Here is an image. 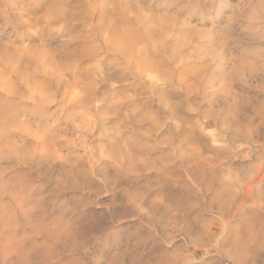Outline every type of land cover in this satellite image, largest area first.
Masks as SVG:
<instances>
[{
  "label": "clouds",
  "instance_id": "9594fccd",
  "mask_svg": "<svg viewBox=\"0 0 264 264\" xmlns=\"http://www.w3.org/2000/svg\"><path fill=\"white\" fill-rule=\"evenodd\" d=\"M0 264H264V0H0Z\"/></svg>",
  "mask_w": 264,
  "mask_h": 264
}]
</instances>
